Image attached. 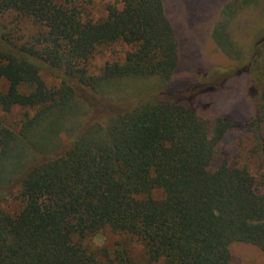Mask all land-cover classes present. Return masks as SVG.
Wrapping results in <instances>:
<instances>
[{"label": "trees", "instance_id": "obj_1", "mask_svg": "<svg viewBox=\"0 0 264 264\" xmlns=\"http://www.w3.org/2000/svg\"><path fill=\"white\" fill-rule=\"evenodd\" d=\"M82 6L0 0V264H229L234 245L264 256V173L236 166L220 149L230 125L188 99L253 77L248 126L264 152V28L242 47L215 30L239 64L170 96L179 47L163 0H115L97 20ZM128 80L146 84L115 98ZM104 231L123 243L92 246Z\"/></svg>", "mask_w": 264, "mask_h": 264}, {"label": "rangeland", "instance_id": "obj_2", "mask_svg": "<svg viewBox=\"0 0 264 264\" xmlns=\"http://www.w3.org/2000/svg\"><path fill=\"white\" fill-rule=\"evenodd\" d=\"M77 1L83 3L92 18L97 20L102 16L104 7L115 0ZM245 1H249L250 6L246 7ZM163 3L179 47V64L167 91L170 96L190 91L197 80L213 68L229 70L239 64L235 56L223 52L214 43L212 35L215 30L225 29L231 41L242 47L248 46L250 38L264 28V0H163ZM227 10L228 14L224 15ZM101 63L96 54L91 72L97 73ZM253 79L245 74L232 77L226 79L220 89L212 92L203 90V94H193V97L190 93L188 99L189 106L211 126L218 119L230 125V133L224 138L220 149L230 155L236 166L244 167L250 173H264V152L256 148L257 140L248 126L253 119L256 101ZM42 80L47 86L56 85L49 75H42ZM145 84L136 80L123 81L119 83L115 98L127 99L128 95L139 93ZM4 86V83H0V92ZM101 101L107 105L119 102L117 99ZM24 112L14 111L9 120H19ZM116 242L123 243V240L110 231H104L91 240V245L99 248L112 246ZM138 252L139 249L136 254ZM229 264H264V256L251 246L234 245L231 247Z\"/></svg>", "mask_w": 264, "mask_h": 264}]
</instances>
